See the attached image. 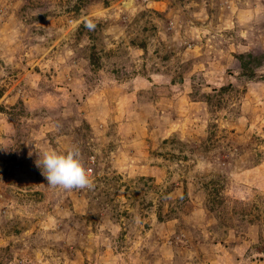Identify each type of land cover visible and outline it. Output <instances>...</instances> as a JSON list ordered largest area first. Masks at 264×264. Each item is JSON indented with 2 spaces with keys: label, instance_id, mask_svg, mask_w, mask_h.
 <instances>
[{
  "label": "rangeland",
  "instance_id": "obj_1",
  "mask_svg": "<svg viewBox=\"0 0 264 264\" xmlns=\"http://www.w3.org/2000/svg\"><path fill=\"white\" fill-rule=\"evenodd\" d=\"M0 264H264V0H0Z\"/></svg>",
  "mask_w": 264,
  "mask_h": 264
},
{
  "label": "clouds",
  "instance_id": "obj_2",
  "mask_svg": "<svg viewBox=\"0 0 264 264\" xmlns=\"http://www.w3.org/2000/svg\"><path fill=\"white\" fill-rule=\"evenodd\" d=\"M85 26L92 29L94 24L89 21ZM37 165L40 168L43 165L41 169L50 187L71 191L93 186L91 170L85 166L81 150L76 145L63 152L52 148L43 151Z\"/></svg>",
  "mask_w": 264,
  "mask_h": 264
},
{
  "label": "trees",
  "instance_id": "obj_3",
  "mask_svg": "<svg viewBox=\"0 0 264 264\" xmlns=\"http://www.w3.org/2000/svg\"><path fill=\"white\" fill-rule=\"evenodd\" d=\"M244 64V63H243ZM243 67H244V65H243Z\"/></svg>",
  "mask_w": 264,
  "mask_h": 264
}]
</instances>
